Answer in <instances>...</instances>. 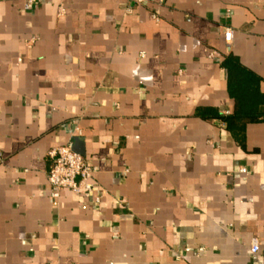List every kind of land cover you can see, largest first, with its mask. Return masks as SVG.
<instances>
[{"label": "crops", "instance_id": "crops-1", "mask_svg": "<svg viewBox=\"0 0 264 264\" xmlns=\"http://www.w3.org/2000/svg\"><path fill=\"white\" fill-rule=\"evenodd\" d=\"M68 144L94 190L54 206ZM0 152V264H264V0H0Z\"/></svg>", "mask_w": 264, "mask_h": 264}, {"label": "built area", "instance_id": "built-area-1", "mask_svg": "<svg viewBox=\"0 0 264 264\" xmlns=\"http://www.w3.org/2000/svg\"><path fill=\"white\" fill-rule=\"evenodd\" d=\"M130 1L137 5L149 2V0ZM159 3H162V0H159ZM231 36L232 33L230 31L224 33V38L227 42L230 41ZM47 158L50 161L47 181L51 187V198L54 200V206H57L62 191H69L86 198L91 195L94 190L93 176L96 173V169L75 153L71 144L50 150ZM2 160L0 152V164ZM239 173L244 174L245 170L241 169ZM198 252L201 253L202 250ZM258 252L257 244H253L251 253L256 255Z\"/></svg>", "mask_w": 264, "mask_h": 264}, {"label": "trees", "instance_id": "trees-1", "mask_svg": "<svg viewBox=\"0 0 264 264\" xmlns=\"http://www.w3.org/2000/svg\"><path fill=\"white\" fill-rule=\"evenodd\" d=\"M241 81V82H240ZM257 78H250L244 81L239 80L238 85L233 84V80L229 79V93L236 101L234 112L228 116H221L216 114L213 119L222 122L225 125V129L233 136L235 141L243 146L244 143V131L247 125L257 123L261 117V103L256 93H252L247 90V85L256 83ZM252 99L253 102L250 105L248 101ZM255 99V101H254ZM208 111L200 113V116L204 118Z\"/></svg>", "mask_w": 264, "mask_h": 264}, {"label": "water", "instance_id": "water-1", "mask_svg": "<svg viewBox=\"0 0 264 264\" xmlns=\"http://www.w3.org/2000/svg\"><path fill=\"white\" fill-rule=\"evenodd\" d=\"M73 151H74L75 153H77L78 155H81V156H83V153H82V152H80V151H78V150H75V148H73Z\"/></svg>", "mask_w": 264, "mask_h": 264}]
</instances>
